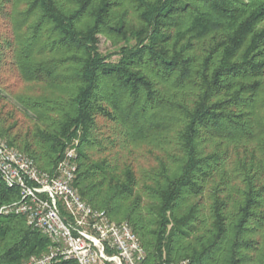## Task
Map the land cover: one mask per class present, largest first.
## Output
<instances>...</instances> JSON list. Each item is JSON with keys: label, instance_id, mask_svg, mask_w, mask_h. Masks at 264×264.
I'll return each instance as SVG.
<instances>
[{"label": "trees", "instance_id": "16d2710c", "mask_svg": "<svg viewBox=\"0 0 264 264\" xmlns=\"http://www.w3.org/2000/svg\"><path fill=\"white\" fill-rule=\"evenodd\" d=\"M0 137L50 172L74 148L142 264H264V0H0ZM48 245L0 211V264Z\"/></svg>", "mask_w": 264, "mask_h": 264}, {"label": "built area", "instance_id": "2783aa9c", "mask_svg": "<svg viewBox=\"0 0 264 264\" xmlns=\"http://www.w3.org/2000/svg\"><path fill=\"white\" fill-rule=\"evenodd\" d=\"M75 155L68 148L51 172L44 171L0 137L1 178L18 189V199L0 211L23 215L49 241L46 251L20 264H142L144 250L130 225L110 219L78 194Z\"/></svg>", "mask_w": 264, "mask_h": 264}, {"label": "rangeland", "instance_id": "374dc122", "mask_svg": "<svg viewBox=\"0 0 264 264\" xmlns=\"http://www.w3.org/2000/svg\"><path fill=\"white\" fill-rule=\"evenodd\" d=\"M99 48L101 51L107 53L112 51L111 48V42L109 40H106L104 37H100L99 38ZM139 154H138V158L135 161L137 163V166L139 167H145L147 166V162L150 159L147 154H145L146 151V147H141L138 149Z\"/></svg>", "mask_w": 264, "mask_h": 264}]
</instances>
